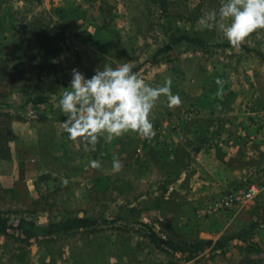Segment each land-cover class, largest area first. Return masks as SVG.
<instances>
[{
  "label": "rangeland",
  "instance_id": "rangeland-1",
  "mask_svg": "<svg viewBox=\"0 0 264 264\" xmlns=\"http://www.w3.org/2000/svg\"><path fill=\"white\" fill-rule=\"evenodd\" d=\"M165 2L0 0V109L15 135L9 158H0V214L12 225L97 221L29 239L17 229L0 232V264H264V29L242 44L251 51L234 48L220 27L230 20L218 17L204 46L181 42L151 64L170 43V28L207 29L200 18L222 0ZM123 63L138 66L153 87L171 77L182 104L157 100L152 139L102 136L95 151L70 141L58 101L71 70L90 78ZM45 74L58 87L34 104ZM150 231L189 244L222 242L180 253Z\"/></svg>",
  "mask_w": 264,
  "mask_h": 264
},
{
  "label": "clouds",
  "instance_id": "clouds-1",
  "mask_svg": "<svg viewBox=\"0 0 264 264\" xmlns=\"http://www.w3.org/2000/svg\"><path fill=\"white\" fill-rule=\"evenodd\" d=\"M218 17L230 20L227 27L224 24L220 27L228 42L239 48L252 33L264 29V0H222L218 12L206 13L199 22L212 30ZM215 82L219 86L216 95L222 97L225 82L220 78ZM171 85L169 77L163 86H151L133 71L130 63L115 68L104 65L102 70L98 67L90 78L73 68L69 87L58 101L66 117L61 127L70 141L83 143L92 151L96 150L102 136L105 143L129 132L152 139L156 132L150 116L157 100L165 96L169 107L182 104L180 96L172 94ZM90 166L98 169L101 164L93 160ZM112 167L119 172L123 163L114 156Z\"/></svg>",
  "mask_w": 264,
  "mask_h": 264
},
{
  "label": "trees",
  "instance_id": "trees-1",
  "mask_svg": "<svg viewBox=\"0 0 264 264\" xmlns=\"http://www.w3.org/2000/svg\"><path fill=\"white\" fill-rule=\"evenodd\" d=\"M157 1L159 5L164 8L166 3L165 0ZM169 31L171 36L170 43L158 48L153 53V55L149 59V62L151 64H156L159 61L160 56L170 51L176 44H179L181 42H186L188 44L201 47L204 46L206 44L207 35L209 32L208 29L184 32L175 30L174 28H170ZM241 46L245 48V50L251 51L249 47L245 45ZM257 54L260 55L261 53L257 51ZM39 68L41 70H44V66H40ZM138 68V66L133 67V71L136 72ZM58 81V78L55 76L52 77L49 74L42 75L41 79L37 80V84H39L37 85V90L39 91L35 93L34 96L31 98V102L34 104L47 102L48 94L53 93L57 89ZM1 104L4 103H1L0 101V105ZM9 118L10 113L4 112L0 109V158H9L8 142L13 140L15 137L9 126H7V124L5 123V121H7ZM137 210L138 209L132 207L129 209V212H136ZM96 222L97 221L95 219L89 217H69L60 221H52L47 223H37L33 220L21 218L16 225H12L9 222V218L7 216L0 214V232H7L9 229H17L23 234L25 238L29 239L31 237L37 236H49L61 231H70L72 229L87 228L95 225ZM150 234L157 244L163 245L164 247H167L173 251H177L180 253L189 252L191 250V247L196 249L199 247H216L222 242H213L212 240H206L200 241L196 244H189L183 241H174L170 239L161 238L157 236L154 231H150Z\"/></svg>",
  "mask_w": 264,
  "mask_h": 264
},
{
  "label": "built area",
  "instance_id": "built-area-1",
  "mask_svg": "<svg viewBox=\"0 0 264 264\" xmlns=\"http://www.w3.org/2000/svg\"><path fill=\"white\" fill-rule=\"evenodd\" d=\"M252 191H253V187L251 188L250 193H251ZM250 193H249V194H250Z\"/></svg>",
  "mask_w": 264,
  "mask_h": 264
}]
</instances>
